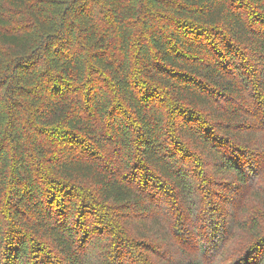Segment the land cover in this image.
Wrapping results in <instances>:
<instances>
[{
	"label": "trees",
	"instance_id": "1",
	"mask_svg": "<svg viewBox=\"0 0 264 264\" xmlns=\"http://www.w3.org/2000/svg\"><path fill=\"white\" fill-rule=\"evenodd\" d=\"M166 209L159 264L205 210L264 264V0H0V264L182 255Z\"/></svg>",
	"mask_w": 264,
	"mask_h": 264
},
{
	"label": "rangeland",
	"instance_id": "2",
	"mask_svg": "<svg viewBox=\"0 0 264 264\" xmlns=\"http://www.w3.org/2000/svg\"><path fill=\"white\" fill-rule=\"evenodd\" d=\"M250 189L252 188L249 187L248 189L243 190V195L250 193ZM172 206L175 208V205ZM242 208V205H239L236 212ZM251 210L252 214L260 212L254 207H252ZM211 212L212 211L210 210H205L201 216L198 217L196 222L198 226H201L208 231L209 243L207 253L205 256H202V261L204 264H246V259L248 256L254 255L261 250L262 244H253L251 238L244 232L237 230L235 226L220 225L217 217L218 211H213V213ZM167 214H169L173 219V223L178 225L174 231L179 237L177 241L180 243L179 249L181 252H183L182 255L174 248H169L168 250L164 249L162 253L158 252V255L156 253L153 255L146 254V247H143L140 241L130 238L128 233L124 232V235L128 236L129 238H122L121 242L117 246V250L118 252L124 250L130 258H127L126 260L122 258L123 264H159L158 259H161L162 254L166 255V258L169 260H176L180 262L183 260H188L190 255L196 256L197 247L192 237H180V232L186 228H182L184 222L181 219L177 220L176 211L171 213L167 210ZM245 219L250 221V217L246 218V215H243V220ZM262 222L264 226V218L262 219ZM109 224L111 226H120L121 220H110ZM116 237L117 235L115 238ZM177 241L174 244H177ZM122 259L117 256L118 262Z\"/></svg>",
	"mask_w": 264,
	"mask_h": 264
}]
</instances>
